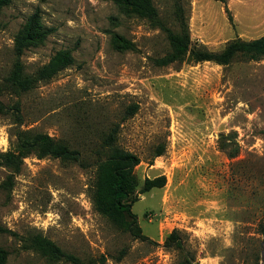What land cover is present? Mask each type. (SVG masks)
Here are the masks:
<instances>
[{
	"label": "rangeland",
	"instance_id": "1",
	"mask_svg": "<svg viewBox=\"0 0 264 264\" xmlns=\"http://www.w3.org/2000/svg\"><path fill=\"white\" fill-rule=\"evenodd\" d=\"M0 2V101L20 103L22 123L0 114V153L17 129L49 135L81 153L80 162L24 159L19 173L0 167V260L73 264L44 255L34 239L84 262L262 264L264 234V59L228 65L186 61L157 66L170 50L159 21L179 29V6L191 45L221 51L240 38L264 36V0H144L140 16L119 0ZM34 17L50 33L18 37ZM73 63L17 94L8 78L20 62L34 75L58 52ZM188 55H186L187 57ZM134 114H130V111ZM118 125L117 145L141 162L129 181L142 239L98 213L94 204L103 139ZM157 146L162 156L153 157ZM162 188L140 193L146 179ZM131 220L129 217H127ZM177 230L185 250L167 247Z\"/></svg>",
	"mask_w": 264,
	"mask_h": 264
},
{
	"label": "trees",
	"instance_id": "2",
	"mask_svg": "<svg viewBox=\"0 0 264 264\" xmlns=\"http://www.w3.org/2000/svg\"><path fill=\"white\" fill-rule=\"evenodd\" d=\"M5 3L6 1L0 0ZM119 3L129 8L133 13L140 16L153 17L154 11L149 8V4L144 0H119ZM179 18L177 31L166 27L157 21L162 32L167 36L170 50L166 55L155 58L157 66H168L170 64H181L186 61L215 62L219 65H228L235 60L259 61L264 59V36L253 40H242L237 38L228 43L221 51L213 52L207 49L194 47L191 45L188 26L184 20L182 9L179 6ZM50 31L38 25L32 17L26 28L18 37V55L26 42L31 40H43ZM186 55H188L186 57ZM74 59L70 51L58 52L52 59L41 67L34 75H28L24 67L18 62L9 78V86L17 93L21 94L32 90L37 83L54 77L63 68L70 66ZM12 113L17 123H22L20 103H15L12 107L6 106L0 101V114ZM130 114H134L133 110ZM118 125L103 139V146L108 150L105 159L100 158L97 162V187L94 195L95 208L101 215L107 217L117 226L125 231L135 233L142 239H147L142 235L141 228L137 225V217L132 212V203L128 202L130 191L128 188L134 168L141 162L140 158L133 152L127 151L117 145ZM15 141L12 148L7 152L0 153V167L7 169L11 173H19L24 159L34 155L38 158L53 157L62 160H73L80 162L81 153L79 150L71 148L67 143L54 140L52 137L42 133H34L29 130L17 129L14 133ZM165 147L157 146L153 157L162 156ZM166 183L164 176L154 179H146L140 193H147L155 188H162ZM129 217L131 220H129ZM264 231V229H263ZM9 232L0 229V233ZM166 246L185 250L182 238L177 230L166 238ZM34 246L44 255L58 259H64L73 264H103L106 261L104 256L96 259H89L84 262L79 257L65 253L56 244L44 241L40 237L34 239ZM3 251L0 249V254ZM0 264H5V257L0 260ZM179 264H199L194 257L186 254V258Z\"/></svg>",
	"mask_w": 264,
	"mask_h": 264
},
{
	"label": "water",
	"instance_id": "3",
	"mask_svg": "<svg viewBox=\"0 0 264 264\" xmlns=\"http://www.w3.org/2000/svg\"><path fill=\"white\" fill-rule=\"evenodd\" d=\"M261 251H262V264H264V234L261 242Z\"/></svg>",
	"mask_w": 264,
	"mask_h": 264
}]
</instances>
